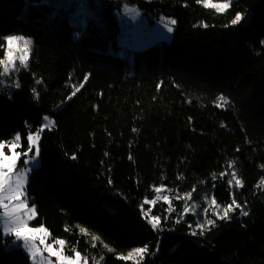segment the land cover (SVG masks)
Listing matches in <instances>:
<instances>
[{
	"label": "trees",
	"instance_id": "trees-1",
	"mask_svg": "<svg viewBox=\"0 0 264 264\" xmlns=\"http://www.w3.org/2000/svg\"><path fill=\"white\" fill-rule=\"evenodd\" d=\"M126 5L176 24L171 41L128 49L118 67L115 12ZM237 12L249 18L231 25ZM8 35L32 44L28 66L0 76V141L20 133L24 151L27 132L54 121L26 185L32 224L90 264H264V0L224 13L197 0H0ZM233 171L243 187L229 185ZM161 184L171 211L145 203ZM212 198L222 209L235 198L248 215L191 210ZM13 240L0 228V264H32ZM145 245L142 260L122 259Z\"/></svg>",
	"mask_w": 264,
	"mask_h": 264
},
{
	"label": "snow or ice",
	"instance_id": "snow-or-ice-1",
	"mask_svg": "<svg viewBox=\"0 0 264 264\" xmlns=\"http://www.w3.org/2000/svg\"><path fill=\"white\" fill-rule=\"evenodd\" d=\"M198 3H203L206 7H211L215 9L217 13L226 12L232 5L233 0H222V2H212V0H197ZM165 21V27L168 32H171L172 25L176 24L175 19L171 18H162ZM243 19L241 13L237 12L234 18L230 21L231 25H236L240 23ZM207 27V25H203ZM31 44L32 41L30 38H25L19 35H8L0 37V49H3V57L0 58V76H7L13 71H18L17 61L19 62L20 67H27L28 61L31 54ZM87 76L84 78L87 80ZM18 86V85H17ZM83 87V84L80 85ZM35 91V90H33ZM79 91V88H75L72 95ZM217 107H223L228 103L227 98L223 95L217 97L215 101ZM45 123L42 124L40 128H37L35 131L29 130L26 135L27 148L24 151H17L18 148L23 147L22 145V136L20 133L14 134L13 138L10 141H0V209H3L0 212V219L3 222V231L8 235H13L14 244H18L23 247L26 253L30 254L31 260L36 264L38 258L40 264H52L51 257H56V264H81V259L84 260V264H87V257H81V253L75 248L70 249L74 255H65V240L59 238H53L52 243H46L47 239L51 236L49 230L43 225L37 227H30L29 222L32 221L36 215V206L33 203L31 207L28 205V198L26 196V184L28 175L31 172V169L37 167L39 164V155L40 147L39 142L41 139V132L54 126V121L49 120L47 117L44 118ZM7 147L8 153L6 154L4 149ZM24 157V167L19 168L18 163ZM73 154L72 159H75ZM235 161L229 162V167H233ZM223 176L224 173H221ZM111 182V181H110ZM229 185H235L236 187H243V180L239 178L238 173L233 171L231 173V179L228 180ZM264 187V179L261 180L259 185ZM165 188L164 184H161L159 187L155 188L157 194L161 193ZM192 193H185V197L191 199ZM163 199L169 203V211H171V201L168 196L157 195L154 200L145 199V203L155 204L156 200ZM177 199H180L177 196ZM211 204L215 205L217 209L220 208V205L217 204L215 198H212ZM244 206L236 201L235 198L232 199L226 207L222 209L223 214L220 215L217 212L219 219L229 218V213L234 212L236 209L241 210V215H248L244 211ZM189 209L185 207L184 211ZM142 214L145 218H148V214L151 212V209L148 212H144L143 204L141 205ZM206 211V210H205ZM153 228H158L160 225L159 216H151L148 220ZM214 220H207V224H214ZM79 227V226H78ZM198 228L203 229V224H198ZM67 230V229H66ZM81 233L87 234L88 230L84 227H79ZM195 234V233H193ZM93 240H99L100 237L93 236ZM44 245L43 250L37 244ZM54 245H58L59 248H55ZM43 251L48 253V256H43ZM112 251V249H109ZM147 252V245L144 247H138L132 249L127 256L122 257L124 260L134 259L135 257H140L143 259L144 254ZM93 264H98V261L93 258ZM139 264V262H137Z\"/></svg>",
	"mask_w": 264,
	"mask_h": 264
},
{
	"label": "rangeland",
	"instance_id": "rangeland-1",
	"mask_svg": "<svg viewBox=\"0 0 264 264\" xmlns=\"http://www.w3.org/2000/svg\"><path fill=\"white\" fill-rule=\"evenodd\" d=\"M212 2H222V1H212ZM242 16H243L242 21H245L249 18V14H242ZM115 18L119 24L118 39H119V43L121 45L120 49L115 50V56H116L115 60H117L118 67L121 66L123 58H124L125 54L127 53L128 49H140V48L147 47V46L154 44V43L171 41L173 34H174V31H175V25H172L173 30L171 32H168L167 28L165 27V21L162 19V18H171V17L160 16L159 18H155L154 22H151L150 16L138 11L135 7H132V6L126 5L121 10L116 11L115 12ZM171 19H173V18H171ZM19 36H23V35H19ZM23 37H25V36H23ZM25 38H28V37H25ZM17 67H18V69L20 67L18 61H17ZM15 73H17V71H13L8 75L12 76ZM47 118L49 120L53 121L51 118H49V117H47ZM43 123H45V119H43ZM4 151L6 154H10L5 149H4ZM17 151L22 152L23 150H21V148H18ZM22 159L24 161L25 158L21 157V159L18 163L19 168L24 167V163H23ZM39 163H40V155H39ZM38 166H39V164H38ZM38 166L31 169V172L28 175L27 183L30 180V178L37 172ZM25 188H26V186H25ZM157 195H160V196L166 195L169 197V200H170V194L167 191H165V188L161 193H159ZM157 195H156V197H157ZM26 196L28 198V205H29V207H31V205H32L31 199L28 197L27 194H26ZM156 197L154 199H156ZM154 199H151V200H154ZM151 200H149V201H151ZM160 202H165L167 204V206L169 207V203L167 201H164L163 199L156 200L155 204H158ZM207 203L208 204L206 207H204V208L200 207V211L198 210L199 205H197L196 207H193V209H191V210L193 212L205 213L206 212L205 210H207V208L210 205H212L211 201H209V200L207 201ZM148 204H150V203H148ZM155 204H150V205L153 206ZM173 208H174V205L171 202V209H173ZM189 208L190 207H188V209ZM2 211H3V209H0V212H2ZM146 212H148V211H146ZM217 212H219L220 215H222L223 214L222 208L217 209ZM151 216H153V215L151 213H149L148 218H146L147 221L151 218ZM29 224H30V227L39 226V225L32 224V221H30ZM0 228L3 230L2 219H0ZM3 233H4V231H3ZM4 235L8 236V234H6V233H4ZM53 238L54 237H52V235H51L47 239L46 243H52ZM59 239H61V238H59ZM37 244L39 245L38 240H37ZM39 247L43 250L44 245H39ZM54 247L59 248L58 245H54ZM128 253H127V255H128ZM64 254L65 255H71V254L66 252V244H65ZM43 256L47 257L48 253L46 251H43ZM81 257L83 258V257H87V256L84 255L83 253H81ZM51 261H52V264H56V257H54V256L51 257ZM32 264H34L33 261H32ZM36 264H40L39 258H38ZM81 264H84L83 259H81ZM87 264H90L88 257H87ZM98 264H101V263L98 262Z\"/></svg>",
	"mask_w": 264,
	"mask_h": 264
}]
</instances>
